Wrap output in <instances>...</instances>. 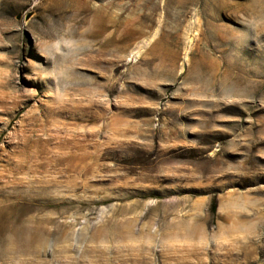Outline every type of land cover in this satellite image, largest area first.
<instances>
[{
	"label": "rangeland",
	"instance_id": "1",
	"mask_svg": "<svg viewBox=\"0 0 264 264\" xmlns=\"http://www.w3.org/2000/svg\"><path fill=\"white\" fill-rule=\"evenodd\" d=\"M0 264H264V0H0Z\"/></svg>",
	"mask_w": 264,
	"mask_h": 264
},
{
	"label": "trees",
	"instance_id": "2",
	"mask_svg": "<svg viewBox=\"0 0 264 264\" xmlns=\"http://www.w3.org/2000/svg\"><path fill=\"white\" fill-rule=\"evenodd\" d=\"M215 208H216V205L214 203V205L212 206V212H215Z\"/></svg>",
	"mask_w": 264,
	"mask_h": 264
},
{
	"label": "bare ground",
	"instance_id": "3",
	"mask_svg": "<svg viewBox=\"0 0 264 264\" xmlns=\"http://www.w3.org/2000/svg\"><path fill=\"white\" fill-rule=\"evenodd\" d=\"M100 17V16H99ZM96 19H98V20H100V18H98V16H97V18ZM102 19V18H101ZM171 56V55H170Z\"/></svg>",
	"mask_w": 264,
	"mask_h": 264
}]
</instances>
